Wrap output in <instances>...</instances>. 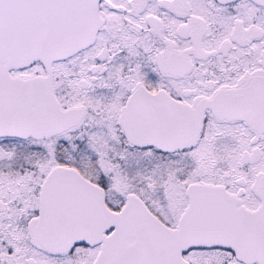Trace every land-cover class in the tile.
<instances>
[{"label": "snow or ice", "instance_id": "snow-or-ice-1", "mask_svg": "<svg viewBox=\"0 0 264 264\" xmlns=\"http://www.w3.org/2000/svg\"><path fill=\"white\" fill-rule=\"evenodd\" d=\"M0 264H264V0H0Z\"/></svg>", "mask_w": 264, "mask_h": 264}]
</instances>
